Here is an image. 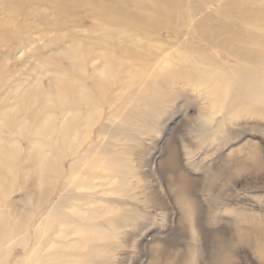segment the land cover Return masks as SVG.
I'll list each match as a JSON object with an SVG mask.
<instances>
[{
    "label": "rangeland",
    "instance_id": "374dc122",
    "mask_svg": "<svg viewBox=\"0 0 264 264\" xmlns=\"http://www.w3.org/2000/svg\"><path fill=\"white\" fill-rule=\"evenodd\" d=\"M151 1L0 0V264H264V112L159 77L185 50L246 67L219 24L245 3L264 36V0Z\"/></svg>",
    "mask_w": 264,
    "mask_h": 264
},
{
    "label": "bare ground",
    "instance_id": "6f19581e",
    "mask_svg": "<svg viewBox=\"0 0 264 264\" xmlns=\"http://www.w3.org/2000/svg\"><path fill=\"white\" fill-rule=\"evenodd\" d=\"M140 2L138 1L140 8H144L146 2ZM150 3L152 9L162 17H165L167 20L171 18V16H174L176 14L174 12L179 7L182 9L178 12V15L180 17H183L187 10L184 0H152ZM244 6L245 3H241L237 6V8H235L236 10H227V14H225V16L223 15L224 19L220 21L218 31L220 32V36L223 33L229 34L226 41H232L235 44L238 43L242 46L239 48L243 49L238 50V48L236 47V50H226L224 46L228 47L229 42L223 40V44H221L219 47H221V51L224 52V55L236 59L243 58L248 64L246 67H244L243 65H237L234 67L233 73L228 74L223 69L224 65H222L221 62L214 63L211 61L213 58L212 56H210L209 51L185 50L177 56H174V69H172L171 71L162 69L159 72L161 82L172 85L175 79L181 78L187 81L188 84L196 83L206 86L210 95L213 97H219L221 94H225L226 92H232L229 102L230 108L242 104L245 106L247 105L253 107L255 109H260L264 112V109L261 108L264 104V85L262 84L259 77H257L258 71L264 74V36H256L252 33L244 34L241 32L242 23H248L249 21L254 24V19L256 17V15L248 13V11L244 9ZM237 10L239 12L236 13ZM211 38H213V36ZM62 89L63 94L64 92L66 93L67 88L63 87ZM66 99L68 100V102L74 100L73 96ZM66 99L64 98V101H66ZM71 126L72 122L70 121V123H66L62 127L61 136L63 137V140H66V136L68 135L69 130L72 131V129H74V123L72 126L73 128ZM41 146L44 145L40 143L39 147L41 148ZM0 147V155L7 154L8 158L12 155L7 149L4 150L2 149V146ZM33 158H38L39 164L43 167L47 164L46 156L42 157L38 155L33 156ZM1 164L5 165L6 163L2 160L0 161V167ZM49 167L51 166L49 165ZM2 184H4V182L2 176H0V191L2 190ZM191 206L193 205L191 204ZM125 223V217H113L108 219L106 221V224L102 223V225L120 228L124 226ZM6 238H10V235H7ZM33 251L34 254L32 259L37 258L36 255H39L40 249L35 248ZM32 259L30 261H32Z\"/></svg>",
    "mask_w": 264,
    "mask_h": 264
}]
</instances>
